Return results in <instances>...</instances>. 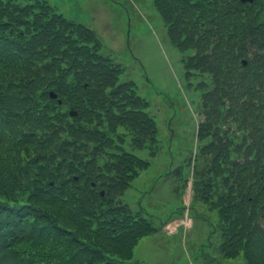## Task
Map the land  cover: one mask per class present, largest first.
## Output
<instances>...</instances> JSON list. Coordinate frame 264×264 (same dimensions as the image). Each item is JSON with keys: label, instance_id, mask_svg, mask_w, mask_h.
<instances>
[{"label": "trees", "instance_id": "obj_1", "mask_svg": "<svg viewBox=\"0 0 264 264\" xmlns=\"http://www.w3.org/2000/svg\"><path fill=\"white\" fill-rule=\"evenodd\" d=\"M154 2L173 43L195 52L186 67L212 79L203 91L209 97L202 105L207 125L199 128L203 144L195 156L192 204L204 202L218 216L214 227L222 241L250 246L249 263L259 264L254 257L264 256V4L262 10L258 0ZM257 28L262 34L254 41ZM95 44L93 31L49 6L0 0V264H130L136 238L151 230L118 200L148 165L124 153L122 132H129L131 146L144 149L153 144L156 126L144 112L146 104L127 95L132 86L119 85L121 69ZM70 109L77 115L71 117ZM229 121L236 123L233 138L241 134L235 142L223 128ZM111 147L117 150L109 153L116 157L112 164L106 155Z\"/></svg>", "mask_w": 264, "mask_h": 264}, {"label": "rangeland", "instance_id": "obj_2", "mask_svg": "<svg viewBox=\"0 0 264 264\" xmlns=\"http://www.w3.org/2000/svg\"><path fill=\"white\" fill-rule=\"evenodd\" d=\"M16 1L21 5L37 6V9L49 6L57 14L62 13L91 28L99 41L95 44L98 53L110 58L121 69L119 85L132 86L133 91L127 88V95L141 97L147 106L145 111L156 122L158 132L151 135L150 150L137 152L140 158L148 160L149 166L131 179V187L124 191L122 200H118L130 208L139 223L148 226L146 230L151 229L150 232L142 230L144 235L136 238L132 247L135 257L130 264H250L247 258L250 246L229 243L232 238L222 241L219 228L214 227L218 224V216L209 211L204 202L193 203L192 210L187 213L181 211L184 204L190 206L193 198L190 188L195 160L191 156L203 144L198 137V128L204 123L207 125L202 105L203 98L209 97L201 93L212 86V79L195 69H187L185 61L195 52L189 45L187 50H180L172 42L165 18L154 0ZM258 3L262 9L264 0H258ZM253 30L256 41L262 32L258 28ZM217 96L223 101L225 95L220 91ZM111 99L115 98L112 96ZM224 100L229 101L228 98ZM223 128L230 129V139L234 142L241 135L233 138L235 122L229 121ZM206 130L209 131L208 126ZM122 134L125 143L130 145L129 132ZM148 151L157 154L151 156ZM112 152L116 154L117 150L107 148L106 155L111 164L115 157H109ZM99 165L103 167V161H99ZM180 168L181 174H178L176 171ZM97 190L102 191L99 183ZM26 196L27 193L22 202H26ZM121 203H118L119 208L123 207ZM169 215L172 216L167 217ZM171 219L181 222L183 229L178 227L172 234H167L165 226ZM128 233L136 235L135 232ZM17 247L13 249L21 248ZM261 251L264 252L262 248ZM254 258L264 264L263 254Z\"/></svg>", "mask_w": 264, "mask_h": 264}, {"label": "bare ground", "instance_id": "obj_3", "mask_svg": "<svg viewBox=\"0 0 264 264\" xmlns=\"http://www.w3.org/2000/svg\"><path fill=\"white\" fill-rule=\"evenodd\" d=\"M128 138H130L131 139V137L130 136H128ZM131 142V141H130ZM120 143H122V142H117V144H120ZM123 150H124V153H126L127 155H129V156H131V157H137V158H140L138 155H137V152H140L141 150H140V148H138V147H134V146H131V145H129V144H126V143H124V148H123ZM78 153H79V155L80 156H82L83 154H82V152H80V151H78ZM149 154V153H148ZM153 155H156V154H151V156H153ZM179 166V165H178ZM176 168H178V167H176ZM178 174H181V168L179 169V170H177L176 171ZM133 179V178H132ZM183 179V178H182ZM108 182H110L111 184H113V186L114 187H116V185L114 184V182H113V180L111 179V178H109L108 179ZM104 190H105V188H103ZM191 191H193V194L195 193V190H194V186H193V184L191 185ZM190 191V190H189ZM104 193L106 194V192L104 191ZM172 215H169V216H167V217H171ZM166 217V218H167ZM172 221H175L174 223H170V222H172ZM169 222V226H170V228H171V230L172 231H175V230H178V227H182V229H183V225H180L181 224V222H179L178 220H176V219H172L171 221ZM183 222H184V220H183ZM122 252H125V250L124 249H122ZM132 257H135V254H134V252L132 253Z\"/></svg>", "mask_w": 264, "mask_h": 264}, {"label": "water", "instance_id": "obj_4", "mask_svg": "<svg viewBox=\"0 0 264 264\" xmlns=\"http://www.w3.org/2000/svg\"><path fill=\"white\" fill-rule=\"evenodd\" d=\"M247 1H248V2H252L253 0H242V2H247ZM243 64L245 65L246 62L243 61ZM50 95H51L52 98H56V97H57L54 93H51ZM71 114L74 115V113H71Z\"/></svg>", "mask_w": 264, "mask_h": 264}]
</instances>
